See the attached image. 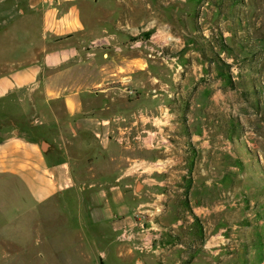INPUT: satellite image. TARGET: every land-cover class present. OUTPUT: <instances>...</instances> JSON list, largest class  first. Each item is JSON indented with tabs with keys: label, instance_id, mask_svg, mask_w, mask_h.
<instances>
[{
	"label": "crops",
	"instance_id": "1",
	"mask_svg": "<svg viewBox=\"0 0 264 264\" xmlns=\"http://www.w3.org/2000/svg\"><path fill=\"white\" fill-rule=\"evenodd\" d=\"M158 1L0 0V100L23 91L29 113L0 138V173L40 205L73 196L100 264H251L223 186L202 184L237 170L187 105L202 60L169 54Z\"/></svg>",
	"mask_w": 264,
	"mask_h": 264
},
{
	"label": "rangeland",
	"instance_id": "2",
	"mask_svg": "<svg viewBox=\"0 0 264 264\" xmlns=\"http://www.w3.org/2000/svg\"><path fill=\"white\" fill-rule=\"evenodd\" d=\"M169 2L164 7L158 1L160 21L153 29L174 33L176 44L167 51L177 60H202L193 87L202 93L188 96L187 105L212 135L224 169L237 167L222 176L202 174V184L223 186V227L248 232L245 254L251 264H264V0ZM151 33L142 29L139 37L147 40ZM27 110L23 91L0 100V138L24 129ZM67 196V208L55 201L40 205L18 176L0 173V264H100L91 228L79 220L76 199Z\"/></svg>",
	"mask_w": 264,
	"mask_h": 264
},
{
	"label": "built area",
	"instance_id": "3",
	"mask_svg": "<svg viewBox=\"0 0 264 264\" xmlns=\"http://www.w3.org/2000/svg\"><path fill=\"white\" fill-rule=\"evenodd\" d=\"M121 235H122V237H123L124 239H129L131 233L129 232V230H128L127 228H124L123 231H122V233H121Z\"/></svg>",
	"mask_w": 264,
	"mask_h": 264
}]
</instances>
